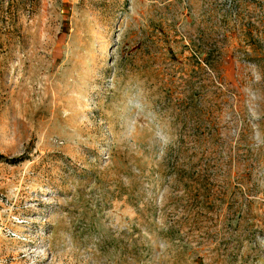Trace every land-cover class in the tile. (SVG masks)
<instances>
[{
	"label": "rangeland",
	"instance_id": "rangeland-1",
	"mask_svg": "<svg viewBox=\"0 0 264 264\" xmlns=\"http://www.w3.org/2000/svg\"><path fill=\"white\" fill-rule=\"evenodd\" d=\"M0 264H264V0H0Z\"/></svg>",
	"mask_w": 264,
	"mask_h": 264
}]
</instances>
